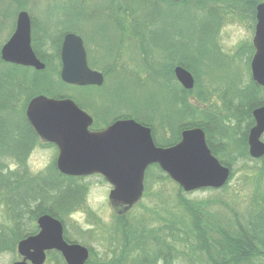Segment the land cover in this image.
<instances>
[{
	"label": "rangeland",
	"instance_id": "obj_1",
	"mask_svg": "<svg viewBox=\"0 0 264 264\" xmlns=\"http://www.w3.org/2000/svg\"><path fill=\"white\" fill-rule=\"evenodd\" d=\"M75 1L0 0V17H15L19 11L28 13L35 21L37 31L42 33L45 51L52 53L56 49L55 42L61 34L60 27L55 24L70 20L72 15L66 18L64 8H68ZM193 3L195 6L190 10L189 16L186 12L181 15L183 11L172 9L173 11L168 12L169 15H166L163 20L169 31L171 28L169 22H172L176 15L181 17L176 18L177 21L180 20L181 27L178 26V28L181 31L174 34H180L184 39L186 54L195 56L197 52L199 54V49H204V56L198 55L196 58V63L199 61L198 77L202 80L197 84L199 90H203L208 96V100L205 101L207 103L198 102L199 108L206 106L207 109L204 111L221 112L225 116L224 119L233 124L235 118L229 114L223 99L225 96L226 99H231V91L227 93L231 86H250L251 84L249 58H246L248 53L243 50L252 46L255 9L248 0H193ZM261 3H264V0ZM105 4V0H86L83 6L90 16L79 20L82 25L81 38L87 51L89 66L104 75V85L101 88L89 90L63 88L58 69L55 71L56 79L51 88L48 85L49 93L51 96L53 94L69 96L90 117L103 120L102 125L103 122L110 123L120 115H133L138 118L149 115L158 143L172 141L176 131L166 130L163 126V118L168 113L166 94L168 89L173 90L176 80L172 72H167L166 50H154L151 46H147L149 44L147 43L145 48L152 50L144 52L135 35V26L130 17L127 18L121 14L113 17L111 16L113 13H110L109 16L96 18L94 11L98 12L105 7ZM137 16L139 17L138 14ZM182 16L187 23L184 24L185 27H182ZM120 19L126 23L123 29L116 22ZM209 22H211L210 25ZM213 39L222 52L220 53L226 56L222 60L224 63L219 62V59L215 60L213 52L209 49L208 44L210 45ZM51 46L54 48L50 49ZM152 68L155 71L162 69V75L154 76L151 72ZM186 70L197 78L193 72ZM166 83L170 84L167 88ZM53 86H56V89ZM196 91L190 94L189 98L199 93ZM43 96L52 98L47 94ZM194 102L190 101L193 106H196ZM169 108L174 113L173 106ZM226 123L229 124V122ZM232 149L235 151L234 148ZM29 152L25 162L23 159L21 161L15 159L8 153H0V163L4 165L5 173L24 171L23 169L27 167L29 176L47 175L55 163L54 148L38 146ZM231 156L234 162L233 175L227 187L221 190L206 189L190 194L185 192L180 194L178 184L169 178H163L157 168H148L144 180V196L125 214L132 227L136 231L151 229L157 236L173 241L179 250L177 264H209L206 262L203 251L198 248L197 236L190 231L192 228L190 213L180 197L182 196L189 205H199L198 207L202 208L210 218L204 219L208 223H211L214 218L218 223L231 228H237L240 224L243 226L250 224L262 208L264 164L262 161L258 163L242 159L237 152L232 153ZM10 164H14L15 167L10 168ZM81 183L87 187L84 206L75 211H62L64 212L63 220L56 219L62 221L61 223L65 226L64 238L67 242L88 248L90 257L91 252L99 254L96 255L97 257L93 256L94 263L102 259L111 261L116 258L114 250L120 244V241L114 240L112 232L116 225H121L119 217L124 214H120L112 207L109 201L111 186L101 177L93 176ZM54 197L56 196H52L48 202L53 203ZM8 198L10 197L0 196V224H4L7 231L15 224V220L9 219L13 213L10 211ZM36 206L37 202L33 200L23 212L24 215L26 216L27 213L30 215V210ZM36 225L37 223L32 228L22 227V232H26L27 229L34 230ZM20 260L17 248L15 253L0 254V264H14ZM45 264L56 263L48 254ZM256 264H262V262Z\"/></svg>",
	"mask_w": 264,
	"mask_h": 264
},
{
	"label": "water",
	"instance_id": "obj_2",
	"mask_svg": "<svg viewBox=\"0 0 264 264\" xmlns=\"http://www.w3.org/2000/svg\"><path fill=\"white\" fill-rule=\"evenodd\" d=\"M257 25L253 39L255 55L251 62L253 82L264 88V3L257 6ZM17 47L16 53L12 49ZM21 52H20V50ZM3 58L21 61L37 70L44 64L31 48L30 16L19 14L17 30L3 50ZM61 81L74 87H102L104 76L88 65L83 39L73 33L65 35L61 49ZM177 81L190 91L195 82L183 68L175 70ZM27 116L37 135L46 142L58 143V172L66 177H103L111 186L109 201L121 214L128 213L143 198L145 174L158 165L185 193L223 189L231 175L229 168L216 159L201 129L182 133V140L170 148L157 147L151 129L134 120H119L100 132L90 131L92 118L72 100L35 98L28 106ZM256 122L248 137L249 156L264 158V106L253 112ZM39 232L17 245L21 258L14 264H45L48 254L60 253L65 264H87L88 248L69 243L64 238L61 221L49 215L37 220Z\"/></svg>",
	"mask_w": 264,
	"mask_h": 264
},
{
	"label": "trees",
	"instance_id": "obj_3",
	"mask_svg": "<svg viewBox=\"0 0 264 264\" xmlns=\"http://www.w3.org/2000/svg\"><path fill=\"white\" fill-rule=\"evenodd\" d=\"M105 7L100 9L98 12L94 11L96 18L100 16H109L110 13H113L111 16L115 17L116 14H121L130 17L133 23L135 35L139 40L140 46L144 52H150L152 49L145 48V44L149 43L147 46H151L154 50L161 49L166 50L165 42L168 38V26H165L166 23L164 17L169 15L168 12L173 11L172 9H177L180 13L184 15L185 12L189 16L191 9H194L193 0H105ZM255 6L258 3H261L263 0H248ZM255 1V2H254ZM84 3L86 0H76L72 5H69L68 8H64L66 18H69L66 22H58L55 25L60 27L61 34L58 37L55 44H59L63 37L66 34L73 33L78 36H82V25L79 22L80 19H85L88 17V13L84 8ZM71 4V2H70ZM25 9V8H24ZM136 12V13H135ZM172 13V12H171ZM139 15V17L137 16ZM90 16V15H89ZM94 16V15H91ZM177 16L169 22L171 25L169 28V35L174 34V32H180L181 27L180 20L177 21ZM181 18V17H180ZM182 27L187 24L186 20L183 18ZM117 24L123 29L124 21L122 19L116 21ZM211 22H209L210 25ZM126 24V23H125ZM185 24V25H184ZM191 28H194L190 25ZM201 56V55H200ZM192 58V59H190ZM187 62H183L182 65L194 73L198 77V67L196 64V58L194 56H188ZM152 74L154 76H161L163 73L162 69L157 71L152 68ZM172 72V71H171ZM173 74V72H172ZM174 76V75H173ZM250 86H231V90H227V93L231 91V99L225 101V105H228V108L233 106L235 112L232 117L235 118L234 123L231 124L229 120L224 119L222 113H217V116L222 122H229L231 126L229 128L230 132L234 137L232 147L235 152L239 153V156L245 160H250L248 155V146L246 141V135L249 128L252 126V110L264 105V89L258 87L252 81ZM45 83H42V89L39 91L40 94H47L51 96L49 92L46 91L44 87ZM199 85L196 84L193 91H187L186 93V119L189 120L186 128L199 127L206 131L207 135L213 137L218 133H211V128L213 126L217 131H223L226 128L225 126L219 124H214V119L212 121V116L207 114L205 111L199 113L198 107L193 106L190 103L189 95L194 91L199 90ZM77 88V87H74ZM83 90L96 89V87H87V88H77ZM196 91V92H197ZM119 93V92H117ZM196 95L199 96V93ZM197 97V99L202 98V96ZM52 98H61L66 99L69 96L63 94L51 96ZM226 99V96L224 97ZM78 104V103H77ZM78 106H80L78 104ZM241 106H248L247 110H242ZM81 107V106H80ZM199 118L198 116H201ZM96 119V118H95ZM122 119H132L141 125L151 128L153 133V138L157 146L163 148H170L176 145L180 140V133L176 132L173 136L172 141H165L163 144L158 143L156 140L155 131L153 125L151 124L150 116L144 118L134 117L133 115H120L115 118L110 123H105L103 120L96 119L93 124V130H100L107 128L112 123L122 120ZM217 118H215L216 120ZM213 124L208 126L206 123ZM183 129V128H179ZM213 129V130H214ZM180 131V130H179ZM226 131V130H225ZM220 133V132H219ZM221 135V134H219ZM27 151L22 157L19 153H8L15 157V159L28 158ZM212 153L218 157V153L215 149H212ZM6 154V153H5ZM222 165L229 166L231 170L232 178V167L226 162L221 161ZM264 164V158L262 159ZM157 168L163 178H169L161 169L155 165L152 166ZM151 168V167H150ZM24 171L20 172H9L5 173L4 165L0 163V196H9L8 203L11 206L10 211L13 213L10 220H15L13 227L9 228L4 224H0V254L2 253H15L17 244L19 241L33 236L38 233V227L35 226L34 230H25L22 232V227L32 228L36 223L37 219L43 215H50L60 220H63L62 213L68 211H75L80 209L85 204L87 187L82 185L81 180H73L74 184L73 190L71 193H68L64 189L63 184L55 186L57 183H60V179H69L72 181L73 178H66L59 174L56 169V165L51 167L49 173L29 176L27 174V167L23 169ZM170 179V178H169ZM229 183V182H228ZM228 185V184H227ZM227 185L225 187H227ZM183 190L179 188V193L182 194ZM67 194V195H66ZM54 197V202L49 203L52 196ZM50 197V198H48ZM183 203L186 204V208L190 213L191 225L192 228L190 231L195 233L197 236V245L198 248L203 251L206 262L209 264H256L257 262H262L264 264V197H262V208L259 214L255 217L254 220L250 222L247 226L238 225L237 228L224 226L220 222L216 221L214 218L211 220V223L206 222L204 219L208 218L205 211L198 207L189 205L184 198L180 197ZM35 200L37 206L34 209H31L30 215L27 213L25 216L26 208L30 206V203ZM64 211V212H62ZM61 212V213H60ZM121 225L114 228L113 238L117 242L120 241L116 250H114V258L111 261L99 260L98 263H94L92 258L93 256H98V253L91 252V257L87 264H177V253H179L178 247L174 244L173 241L166 240L162 237H159L155 234L153 230H138L136 231L130 221H128L127 216L123 215L119 217ZM142 232V233H141ZM147 233V234H145ZM67 240V239H66ZM50 257L55 261L56 264H65L64 260L60 253L52 252L49 254ZM96 256V257H97ZM95 258V257H94ZM118 258V259H117ZM115 261V262H114Z\"/></svg>",
	"mask_w": 264,
	"mask_h": 264
},
{
	"label": "flooded vegetation",
	"instance_id": "obj_4",
	"mask_svg": "<svg viewBox=\"0 0 264 264\" xmlns=\"http://www.w3.org/2000/svg\"><path fill=\"white\" fill-rule=\"evenodd\" d=\"M259 5V4H258ZM257 5V6H258ZM257 6L255 8V26L252 27L254 28V36L256 32V25H257V19H256V14H257ZM22 13V11L17 12L15 17H0V153H19L20 156L22 157L27 151L33 149L34 147H51L54 148L55 153H56V159H55V165L57 166V160L59 156V147L58 143L60 142V139H56V142L51 143V142H46L42 140L32 127L30 120L28 119L27 116V110L29 104L37 97L43 96V94H40L39 91L42 89V83L44 82L46 84V89L47 92H49V87L52 86L54 83L56 76H55V71L59 69V80L61 82V86L63 88H74V86H69L66 85L61 81V71H62V61H61V49H62V43L64 40H61L59 44H55L56 49H54V52H46L45 51V44L43 43V40L41 38L42 33L37 31V25L33 18L30 16V28H31V48L32 51L37 58L38 61H40L42 64H44L45 68L43 70H37L34 66H29L26 65L25 63L21 61H14V60H7L3 58V50L8 45V43L11 41L13 38L16 30H17V25H18V18L19 14ZM169 33V31H168ZM177 36V37H175ZM254 39V38H253ZM165 48H166V54H165V59L166 64L168 66L167 72H173L174 77L176 82L173 85V90L169 91L168 89L167 92V100H168V106H167V115L163 118V126L169 130H174L178 133H180V140H182V133L187 130L191 129H201L204 134H205V139L206 143L212 153V149H215V151L218 153V157L215 156L213 153L212 155L218 159V161L221 163V161L226 162L228 165H230L233 168V163L232 158L233 156L232 153L233 151V141L234 137L232 133L230 132L229 128L231 127L229 124L222 122L219 120L217 113L211 110L205 111L207 114L212 116V121L214 119V124H220L225 126L226 128L223 131H217V129H214L213 126L211 128V133H218L214 135L213 137H210L207 135L206 131L203 130L202 128L199 127H191V128H186L188 122L186 119V108H185V103H186V93L187 90H185L182 85L177 81L176 76H175V70L177 68H183L186 70V68L182 65L183 62H187V56H191L192 54L188 53L186 54V43L184 39L181 37V35H175V34H170V36L167 38L165 42ZM209 49L213 52L214 59L218 60L219 62H223V59H225V55L221 54L222 52L220 49H218V46L213 39L211 41L210 45L208 44ZM53 46L50 47V49ZM184 47L183 49H181ZM54 48V47H53ZM18 50L17 47L12 49L13 53H16ZM20 50V48H19ZM199 54L194 56L195 58L198 57V55H201L200 57L204 56L203 52L204 49H199ZM245 53H248V56L246 58L248 59V65L250 68V75H251V80H252V73H251V62L252 59L255 55V48L253 45V40H252V46H249L248 49L243 50ZM21 52V50H20ZM221 52V53H220ZM190 54V55H189ZM192 59V58H190ZM89 63V62H88ZM199 61L196 63L198 67ZM47 73V75H46ZM58 73V72H57ZM190 73V72H189ZM45 74V75H44ZM193 76V74L191 73ZM104 76V75H103ZM194 88L198 83H201L202 80L199 77H194ZM198 79V80H197ZM253 82V80H252ZM254 83V82H253ZM169 84V83H168ZM167 83L165 84L166 88L170 86ZM55 85V84H54ZM259 87V86H258ZM51 88V87H50ZM53 88L56 89V86H53ZM194 88L190 91H193ZM261 88V87H260ZM264 89V88H263ZM197 94V93H196ZM198 95H195V97H190V101H195L196 107H198L199 113L202 111L206 110V106H202L203 108H199V103L204 102L208 100V96L205 94L203 90L199 92L200 99H197ZM45 97V96H44ZM48 98V97H47ZM50 99H55V100H62L61 98H50ZM204 100V101H203ZM225 101H229L228 99H223V102L225 104ZM199 102V103H198ZM171 103V106H170ZM174 108V113L171 111L169 107ZM262 106H259L255 109L252 110V126L249 128L247 135H246V141H247V146H248V137L250 134L251 129L255 126L256 122L253 117V112L256 109H259ZM227 110L229 114L233 116L235 112V108L231 106L228 108V105H226ZM242 110H247L248 106H241ZM174 115H173V114ZM199 118L202 117L198 116ZM92 118V117H91ZM215 118H217L215 120ZM95 119L92 118V124L90 126V131L92 132H100L105 130L106 128L100 129V130H93V124H94ZM211 123H206L208 126L210 124L212 125L213 122ZM110 126V125H109ZM108 126V127H109ZM107 127V128H108ZM183 128L182 130L179 128ZM151 129V128H150ZM214 129V130H213ZM180 130V131H179ZM220 132V133H219ZM152 133V130H151ZM221 134V135H219ZM153 137V133H152ZM264 136H262L261 141H263ZM154 140V138H153ZM178 142V143H179ZM155 143V141H154ZM177 143V144H178ZM156 145V143H155ZM157 146V145H156ZM160 147V146H157ZM163 148V147H162ZM248 155H249V146H248ZM250 157V156H249ZM263 159V158H262ZM262 159L260 160H255L250 157L251 162H261ZM222 164V163H221ZM230 169L229 166H225ZM60 174V173H59ZM101 177L99 175H94ZM66 177V176H65ZM93 177V176H90ZM90 177L86 178H73L72 181L69 179H64L61 178L60 183H57L55 186H59V184H63L62 187L67 190L68 193H71L73 190V180H81L79 182H83L87 180ZM66 178H71V177H66ZM107 184H109L103 177H101ZM110 185V184H109ZM111 186V185H110ZM112 190V186H111ZM184 192V191H183ZM190 194V193H189ZM144 196V194H143ZM122 210L119 209L117 212H121ZM121 214V213H120ZM53 217V216H52ZM62 222V221H61ZM37 223V221H36ZM63 224V223H62ZM38 227V226H37ZM63 227L64 224H63Z\"/></svg>",
	"mask_w": 264,
	"mask_h": 264
},
{
	"label": "clouds",
	"instance_id": "obj_5",
	"mask_svg": "<svg viewBox=\"0 0 264 264\" xmlns=\"http://www.w3.org/2000/svg\"><path fill=\"white\" fill-rule=\"evenodd\" d=\"M9 167L10 168H13V167H15V165L14 164H10Z\"/></svg>",
	"mask_w": 264,
	"mask_h": 264
}]
</instances>
